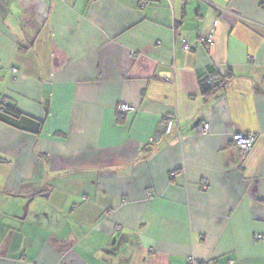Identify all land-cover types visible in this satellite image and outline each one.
<instances>
[{
	"label": "crops",
	"instance_id": "obj_1",
	"mask_svg": "<svg viewBox=\"0 0 264 264\" xmlns=\"http://www.w3.org/2000/svg\"><path fill=\"white\" fill-rule=\"evenodd\" d=\"M0 97V264H264V0H0Z\"/></svg>",
	"mask_w": 264,
	"mask_h": 264
},
{
	"label": "built area",
	"instance_id": "obj_2",
	"mask_svg": "<svg viewBox=\"0 0 264 264\" xmlns=\"http://www.w3.org/2000/svg\"><path fill=\"white\" fill-rule=\"evenodd\" d=\"M204 41L206 44L211 45L212 44L211 36L206 37ZM183 49L187 51L190 49V46L184 43ZM12 72L15 73L16 70L12 69ZM0 103L5 104V100L3 101L1 97H0ZM117 111L120 114L124 115L126 113L133 112L134 108L132 106H127L125 104H120L117 108ZM172 126H173V121L170 118H165L161 128L162 133L169 134L171 132ZM208 129L209 126L207 124H203L200 128V132L202 134H205L208 132ZM255 141H256V135L254 133H247V134L237 133L232 137L233 146L238 151L241 158H244L246 154L251 151ZM207 188H208V182L202 181L200 183V189L205 191L207 190ZM187 264H199V262H197L194 257H189L187 260Z\"/></svg>",
	"mask_w": 264,
	"mask_h": 264
},
{
	"label": "trees",
	"instance_id": "obj_3",
	"mask_svg": "<svg viewBox=\"0 0 264 264\" xmlns=\"http://www.w3.org/2000/svg\"><path fill=\"white\" fill-rule=\"evenodd\" d=\"M232 78L233 76L230 74H228L227 76H221L214 69H210L208 70L207 74L200 76L198 79L199 93L204 98L210 97L215 93H217L218 91H220L225 85V83L231 80ZM5 116L20 117V114L14 109V106H12L11 104L7 103V101H5V104L0 103V123L4 122ZM121 117H123L122 114L118 113V119H117L118 122H121ZM34 124L36 126L34 133L38 134L41 131L43 120L36 121ZM161 135L162 133L160 130L159 133L154 138V140H159Z\"/></svg>",
	"mask_w": 264,
	"mask_h": 264
}]
</instances>
